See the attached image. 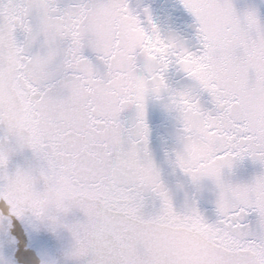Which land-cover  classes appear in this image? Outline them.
Segmentation results:
<instances>
[{
    "label": "snow or ice",
    "instance_id": "obj_1",
    "mask_svg": "<svg viewBox=\"0 0 264 264\" xmlns=\"http://www.w3.org/2000/svg\"><path fill=\"white\" fill-rule=\"evenodd\" d=\"M179 4L187 39L129 0H0V264H37L21 225L70 233L75 264H264V20ZM173 68L191 86L170 88ZM161 94L201 141L174 164L214 186L212 220L177 209L152 159L145 99Z\"/></svg>",
    "mask_w": 264,
    "mask_h": 264
},
{
    "label": "water",
    "instance_id": "obj_2",
    "mask_svg": "<svg viewBox=\"0 0 264 264\" xmlns=\"http://www.w3.org/2000/svg\"><path fill=\"white\" fill-rule=\"evenodd\" d=\"M129 4L138 13H142L145 8L151 9L162 35H178L185 39L188 38L185 33L192 23V18L182 9L179 0H129ZM233 4L239 12L255 10L261 20H264V0H233ZM166 80L169 87L174 90H183L192 83L175 68L169 70ZM133 115L134 110L132 109L126 112L129 118ZM146 122L149 128V151L174 205L178 210H183L186 205L194 204L208 219L212 220L214 218V186L207 181L199 186L194 185L190 178L174 164V154L178 148L175 140L178 129L175 115L161 111L155 106H149ZM255 170L256 167L251 161H242L234 170V178L246 179L254 174ZM21 227L24 228L26 250L34 252L37 264H40L41 257L56 261L57 264H75L74 258L67 255L71 247L70 233L53 232L47 228L32 231L24 225ZM35 242H39L41 246L33 249L31 246Z\"/></svg>",
    "mask_w": 264,
    "mask_h": 264
},
{
    "label": "clouds",
    "instance_id": "obj_3",
    "mask_svg": "<svg viewBox=\"0 0 264 264\" xmlns=\"http://www.w3.org/2000/svg\"><path fill=\"white\" fill-rule=\"evenodd\" d=\"M145 104L147 108L149 106H155L161 111L174 114L175 120L178 124V129L175 134V140L178 146L183 148L186 155L194 151L198 152L201 147V141L196 136L185 137L184 134L181 132V127L184 125L187 117L181 115L179 112L176 111V109L170 103L167 94H161L159 97H157L156 95H149L145 99ZM199 162V159L191 160V163H193L194 165L198 164Z\"/></svg>",
    "mask_w": 264,
    "mask_h": 264
}]
</instances>
